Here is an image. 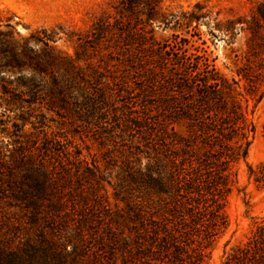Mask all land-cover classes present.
<instances>
[{
    "label": "rangeland",
    "instance_id": "374dc122",
    "mask_svg": "<svg viewBox=\"0 0 264 264\" xmlns=\"http://www.w3.org/2000/svg\"><path fill=\"white\" fill-rule=\"evenodd\" d=\"M184 63L237 81L253 128L224 226L192 245L223 264L264 219V0H0V264H145L142 229L185 207L156 180L188 138Z\"/></svg>",
    "mask_w": 264,
    "mask_h": 264
},
{
    "label": "trees",
    "instance_id": "16d2710c",
    "mask_svg": "<svg viewBox=\"0 0 264 264\" xmlns=\"http://www.w3.org/2000/svg\"><path fill=\"white\" fill-rule=\"evenodd\" d=\"M46 49L45 63H57L58 56ZM175 88L178 98L173 116L184 123L188 138L175 135L178 147L169 158L171 170L158 171L156 180L163 183L168 177L167 186L184 198L178 204L185 207L176 213L174 221H151L142 229L143 240L148 239L145 264H182L183 256L189 258L191 251H196L197 259L188 264L201 263L202 251L192 245L199 243L201 232L206 236L201 240H207L224 226L222 208L233 183L231 168L246 158L247 136L253 132L246 124L238 82L228 81L213 67L184 63ZM35 93L34 86L26 87L29 98ZM52 93L60 99L64 95L59 87ZM18 262L14 258V264ZM223 264H264V219L255 225L246 245L230 254Z\"/></svg>",
    "mask_w": 264,
    "mask_h": 264
}]
</instances>
